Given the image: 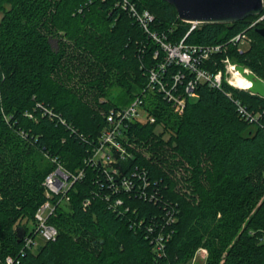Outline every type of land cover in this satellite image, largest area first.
I'll use <instances>...</instances> for the list:
<instances>
[{"label": "trees", "instance_id": "trees-1", "mask_svg": "<svg viewBox=\"0 0 264 264\" xmlns=\"http://www.w3.org/2000/svg\"><path fill=\"white\" fill-rule=\"evenodd\" d=\"M127 1L152 14L150 28L167 44L209 46L246 35L244 51L230 44L226 54L264 81V40L256 32L264 18L252 28L257 16L190 29L162 0ZM116 3L0 0V261L185 264L203 248L204 264H264L257 239L264 230V98L226 83L218 89L199 84L196 99H187L177 115L160 93L143 95L147 73L166 53ZM223 56L201 67L215 71ZM178 71L184 72L169 66L166 80ZM184 73L180 90L191 78ZM136 96L155 122L130 126L127 141L143 153L120 170H145L158 203L107 190L97 167L86 163L104 114ZM235 98L258 114L256 121L238 117ZM57 163L69 173L83 170V178L67 191V201L50 199L55 239L21 255L16 228L34 233V214L47 200L42 183ZM117 198L122 204L114 206ZM171 209L173 232L158 256L148 228Z\"/></svg>", "mask_w": 264, "mask_h": 264}, {"label": "built area", "instance_id": "built-area-1", "mask_svg": "<svg viewBox=\"0 0 264 264\" xmlns=\"http://www.w3.org/2000/svg\"><path fill=\"white\" fill-rule=\"evenodd\" d=\"M116 6L127 11L137 25L153 40L159 42L165 51L164 60L155 68L147 73V86L143 90V95L160 93L163 99L169 104L173 113L181 115L185 108L187 99H196L194 93L195 88L199 84H205L208 88L218 89L226 83L227 85L248 91L236 85L234 75L238 73L236 63L231 62L230 57L226 54L227 47L230 44L236 45L239 52L241 42L248 46L247 36L240 33L230 38L228 43L216 44L209 46L185 45L180 41L176 45L167 44L161 41V38L151 30L153 16L147 10H139L134 3L127 0H117ZM264 18L262 12L252 21L248 28H252ZM197 23H191L193 29ZM224 54L219 58L220 68L215 71H209L201 67L202 61L209 59L214 55ZM172 64L180 66L184 72H188L191 78L180 90L181 81L185 77V73L178 71L171 75L169 81L166 80L167 69ZM245 71H249L244 68ZM236 113L242 120L250 123L256 121L258 114H252L247 107L238 99H233ZM105 126L100 131L95 144L91 148L90 155L86 159V163L90 167H97L98 177L101 184L116 194H139L142 199L149 202L158 203L160 200L157 196V189H149L150 184L147 180L145 170L135 168L129 174L125 175L121 172V163L128 159H133L136 152H142L140 146L136 143L128 142V130L133 123H154L155 118L149 115L143 108V100L140 96H136L129 104L124 107L110 109L104 114ZM83 170H77L75 173H69L59 163L53 171L47 174L42 183L47 199L35 212V230L32 235L24 233L21 240L22 247L20 254L23 255L27 250L30 251L39 244L36 240L38 236L43 242L52 241L57 235L56 229L48 223V217L52 214L54 206L50 199L54 196H60V200H68L67 191L72 187L73 183L83 178ZM107 200V197H106ZM89 201L84 202L86 206ZM114 206L121 205L122 200L117 198L114 200ZM175 222L173 210H168L164 218L156 226H150L149 239L152 251L158 256L164 254L166 242L170 239L172 230L171 225ZM254 234V232H251ZM257 239L264 243V230L258 231ZM197 255L201 260H205L207 252L203 248H198ZM0 264H19L18 257L13 258L6 256Z\"/></svg>", "mask_w": 264, "mask_h": 264}, {"label": "water", "instance_id": "water-1", "mask_svg": "<svg viewBox=\"0 0 264 264\" xmlns=\"http://www.w3.org/2000/svg\"><path fill=\"white\" fill-rule=\"evenodd\" d=\"M171 5L181 21L197 24L235 23L248 17L260 15L264 10L263 0H162ZM256 32L264 40V28ZM237 71L250 82L248 92L264 98V81L242 66ZM22 228H16L19 243L24 236Z\"/></svg>", "mask_w": 264, "mask_h": 264}, {"label": "rangeland", "instance_id": "rangeland-1", "mask_svg": "<svg viewBox=\"0 0 264 264\" xmlns=\"http://www.w3.org/2000/svg\"><path fill=\"white\" fill-rule=\"evenodd\" d=\"M240 48L241 49H246L247 48V45L245 43H242L241 42V45H240ZM114 102H116L115 100H113ZM118 107H121L123 105H120V104H117ZM126 106V105H125ZM28 228L29 230L32 228L31 225H28ZM36 240L39 244H41L43 241L38 237L36 236ZM197 250L194 252L193 256L191 257V259L185 263V264H204V260H201L200 256L196 254Z\"/></svg>", "mask_w": 264, "mask_h": 264}, {"label": "bare ground", "instance_id": "bare-ground-1", "mask_svg": "<svg viewBox=\"0 0 264 264\" xmlns=\"http://www.w3.org/2000/svg\"><path fill=\"white\" fill-rule=\"evenodd\" d=\"M234 78H235L236 85H238L239 87L248 89L251 85L249 81H247L243 76H241V74H239V72L235 73Z\"/></svg>", "mask_w": 264, "mask_h": 264}]
</instances>
